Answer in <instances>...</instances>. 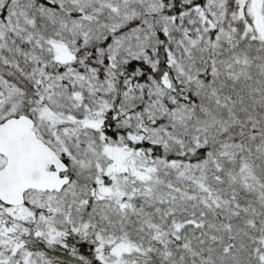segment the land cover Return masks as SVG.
Masks as SVG:
<instances>
[{
	"label": "snow or ice",
	"instance_id": "snow-or-ice-1",
	"mask_svg": "<svg viewBox=\"0 0 264 264\" xmlns=\"http://www.w3.org/2000/svg\"><path fill=\"white\" fill-rule=\"evenodd\" d=\"M0 264H264V0H0Z\"/></svg>",
	"mask_w": 264,
	"mask_h": 264
}]
</instances>
